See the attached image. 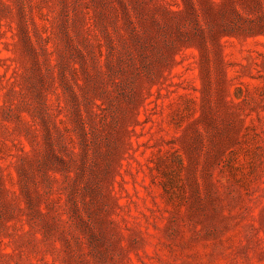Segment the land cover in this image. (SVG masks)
I'll return each mask as SVG.
<instances>
[{
    "label": "rangeland",
    "instance_id": "rangeland-1",
    "mask_svg": "<svg viewBox=\"0 0 264 264\" xmlns=\"http://www.w3.org/2000/svg\"><path fill=\"white\" fill-rule=\"evenodd\" d=\"M0 264H264V0H0Z\"/></svg>",
    "mask_w": 264,
    "mask_h": 264
}]
</instances>
